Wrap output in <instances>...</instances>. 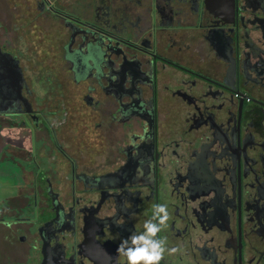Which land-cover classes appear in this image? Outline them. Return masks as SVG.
Masks as SVG:
<instances>
[{
	"label": "flooded vegetation",
	"instance_id": "flooded-vegetation-1",
	"mask_svg": "<svg viewBox=\"0 0 264 264\" xmlns=\"http://www.w3.org/2000/svg\"><path fill=\"white\" fill-rule=\"evenodd\" d=\"M3 2L0 264H264V0Z\"/></svg>",
	"mask_w": 264,
	"mask_h": 264
},
{
	"label": "clouds",
	"instance_id": "clouds-1",
	"mask_svg": "<svg viewBox=\"0 0 264 264\" xmlns=\"http://www.w3.org/2000/svg\"><path fill=\"white\" fill-rule=\"evenodd\" d=\"M154 207L153 220H158V223H153L151 220L145 222L146 231L143 234L130 237L133 247H127L128 241L126 240L118 246L117 251L127 257L128 264H159L163 259L166 240L156 239V237L161 228L166 227L169 214L166 205L158 204ZM175 251L176 249L170 250V252Z\"/></svg>",
	"mask_w": 264,
	"mask_h": 264
},
{
	"label": "rangeland",
	"instance_id": "rangeland-1",
	"mask_svg": "<svg viewBox=\"0 0 264 264\" xmlns=\"http://www.w3.org/2000/svg\"><path fill=\"white\" fill-rule=\"evenodd\" d=\"M16 1L17 0H8V3L11 5V6H13V5H15L16 4ZM4 2H3V0H0V19H1V16H2V12L4 11ZM10 5H8L9 6V10L12 12V13H15V10H13V8L10 6ZM25 41V43H24V45H25V47H31V46H33V42H34V40H33V38H28V39H26V40H24ZM36 47V46H35ZM34 47V48H35ZM32 48V47H31Z\"/></svg>",
	"mask_w": 264,
	"mask_h": 264
},
{
	"label": "crops",
	"instance_id": "crops-1",
	"mask_svg": "<svg viewBox=\"0 0 264 264\" xmlns=\"http://www.w3.org/2000/svg\"><path fill=\"white\" fill-rule=\"evenodd\" d=\"M5 190H7V185L2 181V176H0V200L4 197Z\"/></svg>",
	"mask_w": 264,
	"mask_h": 264
}]
</instances>
